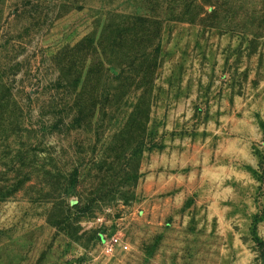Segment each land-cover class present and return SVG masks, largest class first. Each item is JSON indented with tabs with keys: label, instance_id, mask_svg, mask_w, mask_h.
<instances>
[{
	"label": "rangeland",
	"instance_id": "1",
	"mask_svg": "<svg viewBox=\"0 0 264 264\" xmlns=\"http://www.w3.org/2000/svg\"><path fill=\"white\" fill-rule=\"evenodd\" d=\"M0 264H264V0H0Z\"/></svg>",
	"mask_w": 264,
	"mask_h": 264
},
{
	"label": "trees",
	"instance_id": "2",
	"mask_svg": "<svg viewBox=\"0 0 264 264\" xmlns=\"http://www.w3.org/2000/svg\"><path fill=\"white\" fill-rule=\"evenodd\" d=\"M123 23V27L119 25L114 26L112 34H110V39L112 42L119 40L125 44V21Z\"/></svg>",
	"mask_w": 264,
	"mask_h": 264
},
{
	"label": "built area",
	"instance_id": "3",
	"mask_svg": "<svg viewBox=\"0 0 264 264\" xmlns=\"http://www.w3.org/2000/svg\"><path fill=\"white\" fill-rule=\"evenodd\" d=\"M111 249H112L111 247L110 248H107L108 251H110Z\"/></svg>",
	"mask_w": 264,
	"mask_h": 264
}]
</instances>
